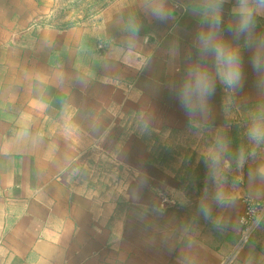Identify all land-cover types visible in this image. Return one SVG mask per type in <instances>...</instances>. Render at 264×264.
<instances>
[{
  "label": "crops",
  "instance_id": "obj_1",
  "mask_svg": "<svg viewBox=\"0 0 264 264\" xmlns=\"http://www.w3.org/2000/svg\"><path fill=\"white\" fill-rule=\"evenodd\" d=\"M170 3L173 18L164 24L138 13V51L132 59L108 63L124 38L122 22L95 31L46 18L45 9L54 13L55 2L0 0V140L11 138L19 112L36 96L25 71L65 73L63 87L46 89L49 109L33 128L44 133L43 143L0 157V204L9 213L3 264H220L231 253L242 208L227 214L231 227L215 230L197 213L200 196L183 193L171 172L150 162L134 131L138 124L123 120L125 113L139 112L142 100L151 109L157 103L153 109L171 126L188 122L169 85L186 67L196 21L183 9L184 0ZM246 71L237 97L242 102L255 95V78L250 67ZM77 74L84 84L75 81ZM129 98L130 108L124 105ZM66 103L76 109L80 126L75 142L53 126ZM211 103L213 128L226 125L234 106L226 109L219 88ZM185 197L190 203L182 205ZM168 199L175 204L162 205ZM251 241L230 264H244L250 254L255 264H264Z\"/></svg>",
  "mask_w": 264,
  "mask_h": 264
},
{
  "label": "clouds",
  "instance_id": "obj_2",
  "mask_svg": "<svg viewBox=\"0 0 264 264\" xmlns=\"http://www.w3.org/2000/svg\"><path fill=\"white\" fill-rule=\"evenodd\" d=\"M54 2L56 0H47L49 5ZM119 2L136 11L129 12L124 21V38L120 45L113 46L108 63H122L135 56L142 29L138 13L161 24L173 18L170 0ZM183 9L195 19L196 29L185 57L186 67L180 78L170 83L169 91L189 127L197 135L209 133L200 151L205 173L197 213L215 230L223 232L233 223L227 214L243 208L237 222L243 221L253 232L264 229V0H184ZM44 15L51 19L53 12L46 8ZM48 31H51L50 25ZM178 52V45L173 46V54ZM248 67L255 78V95L249 98L242 112L237 107L240 117L237 121L239 141L236 142L224 128H213L211 102L219 88L224 93L226 109L236 105L238 95L245 89ZM24 80L35 89L36 96L19 112L11 138L0 140V157L25 149L34 150L43 143L44 133L34 132L33 128L49 109L44 99L46 89L63 87L65 73L62 68L51 74L26 70ZM75 81L84 84L85 79L77 74ZM75 114L76 109L66 103L58 114L59 119L53 121L58 133L72 142L80 134ZM12 186L9 175L7 187ZM189 203L187 197L181 201L182 205ZM5 209L6 205L0 204V258L7 254L2 244L9 215ZM192 244L190 239L188 246ZM0 264H3L2 259ZM244 264H255V258L250 254Z\"/></svg>",
  "mask_w": 264,
  "mask_h": 264
},
{
  "label": "rangeland",
  "instance_id": "obj_3",
  "mask_svg": "<svg viewBox=\"0 0 264 264\" xmlns=\"http://www.w3.org/2000/svg\"><path fill=\"white\" fill-rule=\"evenodd\" d=\"M131 9L121 5L119 0H56L51 19L59 22L64 20L61 23L63 25H85L95 31L100 28L111 30L116 21L124 23ZM243 100V97L236 99L234 111L229 114L227 124L219 127L228 131L236 142L239 141L237 121L240 117L237 107L242 112L248 103V101L242 102ZM131 101L129 98V102L124 101V105L130 108L133 105ZM153 104L155 106L151 109V106L148 108L149 103L140 100L139 112L125 113L123 120L134 122V125L138 124L134 131L146 144L150 162L171 172L177 188L183 193L200 196L205 173L200 160V151L209 133L197 135L189 127L188 122L183 126H171L165 123L164 114L153 109V107L158 108V104L151 102V105ZM246 172L247 166L244 174ZM173 199L162 201V205L167 203L174 205L176 200ZM252 238L251 248L257 250L264 258V229L255 231Z\"/></svg>",
  "mask_w": 264,
  "mask_h": 264
},
{
  "label": "built area",
  "instance_id": "obj_4",
  "mask_svg": "<svg viewBox=\"0 0 264 264\" xmlns=\"http://www.w3.org/2000/svg\"><path fill=\"white\" fill-rule=\"evenodd\" d=\"M242 214H243V208L241 209L239 215ZM238 223H239V238L237 242L234 244L231 253L225 259H223L220 262V264H230L233 257L235 256V253L241 248H243L247 243H249L253 234L255 233V231L254 232L251 231L243 221H240Z\"/></svg>",
  "mask_w": 264,
  "mask_h": 264
}]
</instances>
